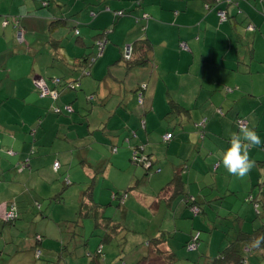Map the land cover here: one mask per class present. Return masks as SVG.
I'll return each mask as SVG.
<instances>
[{
    "label": "crops",
    "instance_id": "obj_1",
    "mask_svg": "<svg viewBox=\"0 0 264 264\" xmlns=\"http://www.w3.org/2000/svg\"><path fill=\"white\" fill-rule=\"evenodd\" d=\"M15 3L20 5L17 0L0 1V175L12 179L0 182V216L11 203L18 217V203L27 200L28 191L21 183L28 184L33 174L42 181L49 179L46 168L55 171L53 164L58 162L61 176L72 178L76 171L85 176V183H80L87 186L85 191L72 188L75 207L78 204L75 217L83 202L97 206L99 217L109 220L111 236L108 243H101L100 237L99 246L117 241L122 249L130 247L138 253L132 264L180 260L200 264L234 237L264 227V145L249 148L255 164L243 179L230 174L222 163V153L241 128L237 118H244L246 127L264 140V0H52L48 7L52 5L54 19H60V29L74 17L83 22L69 28L77 47L84 46L79 37L94 44L100 35L97 42L102 49L96 47L98 57L90 65V53L61 50L63 39L51 37L53 19L42 18L45 12L34 13L27 7L28 15L17 17L20 10H13ZM41 7L47 8L43 3ZM219 11L227 17L224 22L219 21ZM79 26L86 28L77 30ZM53 40H61V46L51 48ZM142 41L151 45L146 53L137 46ZM127 48L130 61L125 59ZM141 57L144 64L134 65ZM27 59L32 65L21 68ZM82 67L86 76L80 75ZM130 73L132 80L126 82ZM54 77L62 82L52 103L50 98H39L34 81ZM75 80L80 81L78 88H65ZM53 104L70 105L72 112L53 114ZM50 126L55 128L50 137L54 156L39 145ZM166 134H172L169 141L164 140ZM134 152L149 165L134 163ZM35 158L41 167L34 169ZM158 162L155 173L150 167ZM25 169L27 178L18 175ZM174 177L178 181L173 184ZM65 178L55 191L60 202L66 200L69 189L65 188L72 183L66 184ZM114 193H123L125 200L119 203ZM34 203L40 212L42 205ZM193 203L199 214L193 215L189 208ZM186 219L189 222L183 223ZM98 220L86 221L103 236ZM245 223L250 224L247 230ZM137 226L148 231L143 248L140 241L129 245L128 233ZM195 230L214 237L216 248L186 259L178 250L185 249ZM44 233L27 239L25 252L30 256L38 258V250L48 246ZM153 241L160 242L157 249ZM77 246L74 242L66 254L58 253L56 264H70L78 256ZM84 246L89 262L92 245ZM245 251L251 253L246 264L264 261V247L252 242ZM67 254L71 259H66ZM168 254L176 260L167 263ZM117 258L122 256L114 254L109 260Z\"/></svg>",
    "mask_w": 264,
    "mask_h": 264
},
{
    "label": "rangeland",
    "instance_id": "obj_2",
    "mask_svg": "<svg viewBox=\"0 0 264 264\" xmlns=\"http://www.w3.org/2000/svg\"><path fill=\"white\" fill-rule=\"evenodd\" d=\"M1 1V0H0ZM20 2V5H17L15 3L13 5V10L18 11L20 10V14H15L14 16L20 15V16H26L28 13L26 12L27 7H29L30 11L37 13V12H45L42 15L43 17H47L49 20L54 19V16L51 13V8L49 3L51 4L52 0H17ZM46 4L47 8L41 7V5ZM86 11V10H85ZM94 12V11H93ZM96 14V12H94ZM10 15V14H9ZM88 16V14H86ZM11 18V16H9ZM89 20V23H91V17H87ZM77 23H83L77 20V17H74L71 22H67V26L65 28H59L54 32V38L57 39H63L62 48L61 50L65 53H68L73 48H79L82 49L86 54L91 55L89 59H95L98 57L95 50L92 47V41L90 38H83L79 37L83 40V47H77L74 43V36L73 33H70L69 28L75 27ZM86 28V26H79L77 30ZM94 50V51H93ZM8 52H12V50H8ZM7 51L5 52L8 53ZM4 53L1 55H5ZM124 52L121 54V57L123 58ZM6 60L5 62L8 63L7 56L5 55ZM90 60V61H91ZM98 59H96V62ZM124 62V59H123ZM32 64L27 59L24 61L23 66L21 68L27 69V67H30ZM92 66V65H91ZM134 73H130L128 77L126 78V82L132 80V76ZM125 82V83H126ZM142 84V83H141ZM140 84V85H141ZM230 89V88H229ZM12 98L7 99L6 101L11 100ZM140 104V103H139ZM4 118V117H3ZM55 128L50 126L47 133L44 135V140H39L41 143L42 150H46L49 152H52V155L54 156V150H50V143L53 142V139H50L51 135L53 134ZM1 135V134H0ZM30 135V134H29ZM43 143V144H42ZM110 147V145L108 146ZM40 148V147H38ZM52 156V158H53ZM48 158V157H47ZM51 158V159H52ZM50 159V160H51ZM37 163H34V169L35 167H41L40 161H38L37 158L33 159ZM160 162L157 164H154L150 167V169H153V172L156 173V169H160ZM11 170V168H8ZM54 169V168H53ZM59 169V167H58ZM23 173H18V175H22L23 177L28 176L27 172L28 170L25 169ZM12 171V170H11ZM160 170H157L159 172ZM5 173V171H3ZM15 173V171H12ZM16 172L17 169H16ZM1 173V171H0ZM39 174V173H35ZM46 174L49 179H45V181H42L40 178L35 177L33 174L31 176V179L29 183L27 182L21 183L22 189L24 190L25 187L28 189L26 191V198L27 200L23 202L21 201L18 203L20 211H18V220L14 223H4L1 220L3 219V213L1 214V220H0V252L2 255V258L0 259V264H56L57 259L60 258V254L58 253H65V250L69 248L70 244L77 242L78 243V250L76 251L78 256L74 259H71L70 256L67 254L66 259L69 260L70 264H78L81 263H88V258L83 255L84 251L82 249L86 246L84 244H90L92 245V248L89 249V253H92L91 255H94L93 253H100L102 249L103 254L102 257V264H132L135 257H137L138 253H135L130 249V247H122L120 248L117 244L118 242H113L110 246L102 245L99 246L100 243V237L101 233L93 228V224L90 221L84 220L82 223V226H80V218L75 217V212L77 211L78 204L75 207V197L72 195L73 191L72 188H82L83 191L87 188L86 185L80 184L81 182L85 183V176L83 172L76 171L72 174V178L70 175L63 174L61 176L60 172L52 171L46 168ZM55 176V180H52V177ZM65 176L67 178H65ZM0 176V182H11V178H1ZM67 179L69 182L71 181V185L67 186L65 188V191L69 189V191L66 193V200L61 201L58 198L61 195L56 194L55 191L57 189H60L62 185L61 179ZM70 178V180L68 179ZM101 178V176H99ZM88 181V179L86 180ZM102 181V178H101ZM11 184V183H7ZM58 184V185H57ZM64 184V183H63ZM65 186V184H64ZM79 190V189H76ZM256 191L258 189H255ZM78 192V191H76ZM23 195L24 192H21ZM120 195H124L123 193ZM25 198V197H22ZM192 198V197H191ZM193 199V198H192ZM34 200L38 202L39 205H42L41 211L38 212L36 210V206L34 203ZM125 200V199H124ZM196 200V199H195ZM34 203V204H33ZM22 205L23 207H20ZM34 209L33 212L30 211V207ZM249 206V205H247ZM8 210V209H7ZM6 209L3 211L5 212ZM27 211H30L28 213ZM43 215V217H42ZM248 217H252L251 215H248ZM183 223L189 222V219H186L185 221H182ZM221 222H229V220H222ZM250 227L249 223H245L243 230H247ZM134 231H129L128 238H129V245L132 246V244L136 243L137 241H140V243L144 242V237L148 236V231H146L145 228L142 226H137ZM39 231H43L44 233V240L45 242H48V246H44V248L41 247L40 250H38V258H34L33 255H29L28 251L29 249L25 248V245L27 243V239L34 237L36 233H39ZM149 232H152V229H150ZM200 232V231H199ZM2 233V234H1ZM41 233V232H40ZM221 233V232H220ZM84 235V237H83ZM199 237V245L197 247V250L189 252L185 249L178 250V253H182L186 255V259L196 258L201 251L205 250L206 248H209L210 251L214 250L216 247L213 244L212 237L208 234V232H200ZM217 237V236H216ZM143 239V240H141ZM180 239V235L177 236V239L175 240L176 246L180 245L178 240ZM50 243V245H49ZM140 246L143 248V243L140 244ZM74 248V247H72ZM122 249V250H121ZM120 251V252H119ZM66 254V253H65ZM114 254L121 255V258H117L115 261L109 260L110 257H112ZM37 256V255H36ZM65 256H63L65 258ZM182 255H180L181 257ZM69 257V258H68ZM261 257V256H260ZM258 258V257H257ZM256 258V259H257ZM121 261L119 263H116V261ZM263 259V258H262ZM183 260L178 261L176 264H184L182 262ZM189 261V260H187ZM264 264V261H260ZM257 264V263H256Z\"/></svg>",
    "mask_w": 264,
    "mask_h": 264
},
{
    "label": "trees",
    "instance_id": "obj_3",
    "mask_svg": "<svg viewBox=\"0 0 264 264\" xmlns=\"http://www.w3.org/2000/svg\"><path fill=\"white\" fill-rule=\"evenodd\" d=\"M45 5L46 4H43V6H45ZM90 14L93 15L92 17L95 16V13H93V12L90 13ZM143 17H144V19H147L146 15L143 16ZM12 21H14V20H12ZM59 22H60V19H53V21H50L49 25H51V26L54 25L53 28L50 30L51 31V37H52V35H54V32L56 31L57 27L58 28L61 27L60 25H57ZM14 24L16 25L15 21H14ZM73 30H76V29L73 28ZM78 34H79L78 31H75V35H78ZM99 36L95 38V41H94V44H93V46L97 47L98 50H99V45H98L99 42H97V38H99ZM53 41L54 42H49V46L51 48L54 49L55 47L58 48V46L59 47L61 46V40H57V41L53 40ZM137 46H140V48L143 49V51L145 53L151 48V45L149 43H147L146 41L140 42V44L137 45ZM130 59H132L131 55L129 56L128 59H126V61H130ZM90 60L91 59H89L88 65L92 64V62H93V60H91V62H90ZM87 61L85 62V64H87ZM142 63H143V58H142V60H138L137 64H134V65H142ZM80 72H81L80 73L81 76H86V74H87V71H86V69L84 67L81 68ZM42 80L44 81L45 85L49 88V90L51 92H55L57 94L56 87L61 85V82H62V80L60 78L54 77V78H51L48 82L46 80H44V79H42ZM79 82H80L79 80H75V81H73L72 84L71 83H66L65 84V88L69 89V87H71L73 89H76V88H78L80 86ZM37 93H38L39 98H50L52 103L56 101L55 100L56 98H53L51 95L50 96L48 95V96H44V97L42 96L41 97L38 89H37ZM64 106H66V105H64ZM64 106L58 107V106H55L53 104V107L51 108V112L53 114H56V115H58L59 113H62V112H64V113H71L72 112V107L70 105H68V106L71 107V111H65L64 110ZM54 108H58L59 112H57V113L54 112L53 111ZM170 108L172 110L175 109L176 111L182 110V108H178L176 106H171ZM240 120H245V119L244 118H237L236 119V124L237 125H238V122ZM10 151L13 152L12 150H8L7 153H9ZM177 181H178L177 177H174L172 179V183L173 184L175 182H177ZM112 197H113V199H116V200L119 201V203H121L122 195L114 193L112 195ZM249 199L250 198H248L247 200H249ZM91 205L92 204H90V206H89V204L87 205V203H84V202L81 204V208H80V210L78 212V218H80V220H81L79 223L81 225V223L84 220L89 219V217H93L95 219V221L98 220V218H100V220H98L99 230L100 229L105 230L104 235L101 236V243L102 242L103 243H108L110 241V239H111V236L108 234V231H110V229L108 228L109 225H110L109 220L106 219L105 217H102V216L99 217V212H98L97 206H94V205L91 206ZM12 206L14 208L15 217L12 218L11 220H7V221L1 220L4 223H14L16 221V219L18 218L17 217V211H16V208H15L14 204L10 203L9 205H7L6 210L7 209L9 210ZM193 207L197 208V210H198L197 214H199L200 209L198 208V206L194 205V203L193 204H189V208L190 209H192ZM98 225L97 226L95 225L96 229H98L97 228ZM196 231L197 230H195L192 234H190L189 239L187 240V242L185 244V247H184L186 249V251H189V250H187V244L190 242V240L192 238V235ZM199 237H200V234H199ZM252 242L255 243L256 247H259V248L260 247H264V227H261V228L257 229L256 231H253L250 234L241 233L240 235L234 237L225 248H223L220 252H218V254L215 257H211V258L210 257H205V259H204L205 262L200 263V264H246V259H247V257L251 256V253L245 251V248L247 246H250V244ZM153 244L155 246V249H157L156 247H157L158 244H160V242L159 241H153ZM198 245H199V240H198ZM198 245H197V247H198ZM197 247H196V249H194L192 251L197 250ZM192 251H189V252H192ZM165 257H166L167 263H172V262H174L176 260V258H175V256L173 254H168ZM143 261H145V260H143ZM143 261H141V263ZM60 263L64 264V262H59L57 264H60ZM88 264H102V258H101L100 253H98V252L96 254L94 253V255L91 256L90 261L88 262Z\"/></svg>",
    "mask_w": 264,
    "mask_h": 264
},
{
    "label": "clouds",
    "instance_id": "obj_4",
    "mask_svg": "<svg viewBox=\"0 0 264 264\" xmlns=\"http://www.w3.org/2000/svg\"><path fill=\"white\" fill-rule=\"evenodd\" d=\"M262 145L264 140L257 131L242 126L239 133L232 136L230 146L222 153L223 166L230 174L243 179L255 164L250 159L249 148Z\"/></svg>",
    "mask_w": 264,
    "mask_h": 264
},
{
    "label": "built area",
    "instance_id": "obj_5",
    "mask_svg": "<svg viewBox=\"0 0 264 264\" xmlns=\"http://www.w3.org/2000/svg\"><path fill=\"white\" fill-rule=\"evenodd\" d=\"M116 15H117V16H122L123 13H122V12H117ZM218 16H219V21H220V22H224V21L226 20V15H225V13H224L223 11H222V12L219 11V12H218ZM98 45H99V50H101V49H102V44H101V42H99ZM181 48H183V49H187L186 45H184V44H181ZM129 56H130V48H127V50H126V55H125V59H128ZM34 84H35V87L38 89V91H39L41 97H42V96L44 97V96H48V95L50 96V95H51L53 98H56V93H55V92H51V91L49 90V88L45 85V83H44V81H43L42 79H37V80H35V81H34ZM142 87H144V86H142ZM142 87H141V88H142ZM226 90H227V91H230L231 89L227 88ZM141 96H142V95L139 94V97H141ZM64 110H65V111H71V107L68 106V105H66V106H64ZM53 111L57 113V112H59V109H58V108H54ZM238 126H239V127H242V126L246 127V121H245V120H240V121L238 122ZM171 138H172V134H166V135L164 136V140H165V141H169ZM113 151L115 152L116 149H113ZM12 153H13V152H11V151L9 152L10 155H12ZM131 160H132L134 163H137V164H143L144 162H145V163L147 162L146 160L143 162V159H141V158L138 156V154H137L136 152L133 153ZM148 165H149V164L146 163V166H148ZM58 167H59V163H58V162H55V163L53 164V168H54V170L56 171V170L58 169ZM65 183L68 184L69 181H68V180H65ZM125 196H126V195H123V196H122V198H121V203H122L123 199L125 198ZM191 210H192V212L194 213V215H196V214L198 213V210H197L196 207H193ZM14 217H15V213H14V208H13V206H12L9 210H6L5 212H3V219H4L5 221H7V220H11V219L14 218ZM199 234H200V233H199L198 231H196V232L192 235V238H191L190 242L187 244V250L192 251V250L196 249V247H197V245H198Z\"/></svg>",
    "mask_w": 264,
    "mask_h": 264
}]
</instances>
